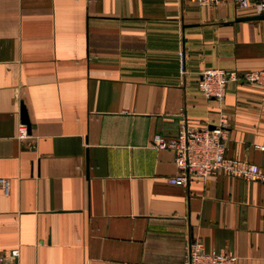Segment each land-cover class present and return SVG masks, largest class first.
Returning <instances> with one entry per match:
<instances>
[{
	"label": "crops",
	"instance_id": "crops-1",
	"mask_svg": "<svg viewBox=\"0 0 264 264\" xmlns=\"http://www.w3.org/2000/svg\"><path fill=\"white\" fill-rule=\"evenodd\" d=\"M251 15L229 2L0 0V256L182 264L196 240L264 264V184H170L173 153L150 143L222 120L225 155L264 167V90L229 82L218 101L197 86L206 68H264V19L236 20Z\"/></svg>",
	"mask_w": 264,
	"mask_h": 264
},
{
	"label": "built area",
	"instance_id": "built-area-1",
	"mask_svg": "<svg viewBox=\"0 0 264 264\" xmlns=\"http://www.w3.org/2000/svg\"><path fill=\"white\" fill-rule=\"evenodd\" d=\"M199 6L214 7L224 2L238 9H252L255 15L264 14V0H194ZM229 82L248 84L264 90V68L242 72L206 68L199 73L197 86L207 98L223 101ZM27 136L24 124H19L18 137ZM226 130L221 120L213 127L196 129L182 123L175 137L167 138L159 134L151 138V146L168 149L173 153V161L178 170L168 182L186 186L190 179H207L217 173L240 177L247 181L264 184V167L225 155ZM264 149V147H259ZM4 193L8 191L7 181L0 179ZM18 257V250L12 249L8 257L0 256V264H10ZM182 264H237V257L231 251H206L196 240L188 243Z\"/></svg>",
	"mask_w": 264,
	"mask_h": 264
},
{
	"label": "water",
	"instance_id": "water-1",
	"mask_svg": "<svg viewBox=\"0 0 264 264\" xmlns=\"http://www.w3.org/2000/svg\"><path fill=\"white\" fill-rule=\"evenodd\" d=\"M260 19H264V14L244 16V17L237 18L236 20L237 21H242V20H260ZM21 117H22L23 122L28 125L26 112H25V110L23 108H22Z\"/></svg>",
	"mask_w": 264,
	"mask_h": 264
}]
</instances>
